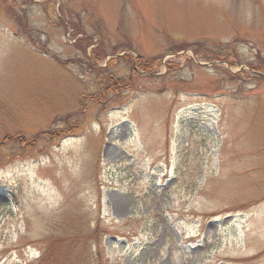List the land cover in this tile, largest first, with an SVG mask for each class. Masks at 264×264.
Masks as SVG:
<instances>
[{
  "label": "rangeland",
  "instance_id": "obj_1",
  "mask_svg": "<svg viewBox=\"0 0 264 264\" xmlns=\"http://www.w3.org/2000/svg\"><path fill=\"white\" fill-rule=\"evenodd\" d=\"M42 1L0 0V264H264V0Z\"/></svg>",
  "mask_w": 264,
  "mask_h": 264
},
{
  "label": "trees",
  "instance_id": "obj_2",
  "mask_svg": "<svg viewBox=\"0 0 264 264\" xmlns=\"http://www.w3.org/2000/svg\"><path fill=\"white\" fill-rule=\"evenodd\" d=\"M50 1H53V0H44L41 2L42 5H44L43 6L44 12H45V15H46L48 20H52V16L50 15L49 10L46 8V5L49 4ZM60 6L61 5H59V7ZM59 15L61 16L60 10H59ZM58 23L63 25L65 29H67V25H70V23L74 26L73 22L62 20L60 17L58 18ZM72 33L75 36V40L73 42L74 46H76L80 51H82L86 55V57L88 58V67L93 69L94 71L96 70L99 73H102L101 75H104V78H105L104 92H105V94H107L108 92H114L113 91L114 89L120 88L121 87L120 85H122L124 78L115 77L114 72L110 71V67L113 66V61L109 62L108 65H105V66H97L96 65V63L99 61V59L102 56L106 55V53H105L106 51H105V48L103 46V43L102 42H96L93 39V36L87 34L86 32H82L76 28H75V32H72ZM200 43H201V41H200ZM197 44H199V43L196 41H194V42H182V43L177 44L178 46L174 45L173 46L174 48L171 47L169 50H171V49L175 50L176 48L190 47L193 49L194 53L197 54V53H199L197 50ZM90 46H92L90 49L91 54L87 55V48ZM130 55H131L130 53H125V54L120 55L119 57H116V59L115 58L114 59L115 60H123L124 62L128 63V66H130L133 64ZM159 55L160 54H154V55H150L148 57H145L143 54L138 53L136 58H135L136 59L135 64L144 73H150V74L154 73L153 67L155 66V62H156L157 58H159ZM52 57L58 63L66 65V62L63 61V59H60L57 55L53 54ZM111 59H113V58H111ZM215 59H224V58H222L221 54L215 53ZM250 67H251L250 69L252 70V72H256V71L260 72V71L264 70V66H262V65L251 64ZM231 76H233V74ZM111 87H113V88H111ZM102 96H103L102 93L99 92L98 98L101 99ZM52 132L54 133V136H57L59 134L66 133L67 131H65L63 129H53ZM44 244L46 245V249H44V251L42 252L41 255H43V258H45L43 260H45L47 263H50L53 260L54 254L55 255L56 254H63V253L68 254L67 247L65 248L64 251H62V253H60V249H61V247L64 246V244L58 243V239H54V238L47 239L44 242Z\"/></svg>",
  "mask_w": 264,
  "mask_h": 264
}]
</instances>
